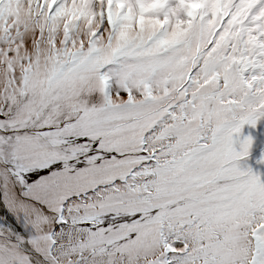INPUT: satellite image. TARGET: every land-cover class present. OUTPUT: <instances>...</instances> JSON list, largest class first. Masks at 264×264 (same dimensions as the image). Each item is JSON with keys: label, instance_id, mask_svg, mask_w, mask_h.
Listing matches in <instances>:
<instances>
[{"label": "snow or ice", "instance_id": "snow-or-ice-1", "mask_svg": "<svg viewBox=\"0 0 264 264\" xmlns=\"http://www.w3.org/2000/svg\"><path fill=\"white\" fill-rule=\"evenodd\" d=\"M0 264H264V0H0Z\"/></svg>", "mask_w": 264, "mask_h": 264}]
</instances>
